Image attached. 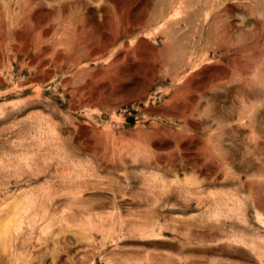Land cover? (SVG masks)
<instances>
[{"label":"rangeland","instance_id":"374dc122","mask_svg":"<svg viewBox=\"0 0 264 264\" xmlns=\"http://www.w3.org/2000/svg\"><path fill=\"white\" fill-rule=\"evenodd\" d=\"M0 264H264V0H0Z\"/></svg>","mask_w":264,"mask_h":264}]
</instances>
